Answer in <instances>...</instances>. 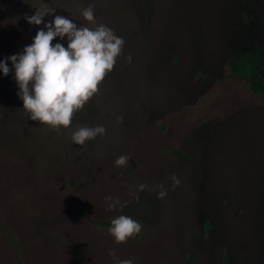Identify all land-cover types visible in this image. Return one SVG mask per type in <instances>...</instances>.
<instances>
[{
	"label": "rangeland",
	"instance_id": "rangeland-1",
	"mask_svg": "<svg viewBox=\"0 0 264 264\" xmlns=\"http://www.w3.org/2000/svg\"><path fill=\"white\" fill-rule=\"evenodd\" d=\"M35 2L0 0V60L43 27L24 19ZM45 2L78 26L94 4L124 55L61 133L31 121L14 71L0 73V264H264V102L227 65L260 48L264 69V0ZM97 125L107 134L71 143ZM118 215L143 226L123 244L108 231Z\"/></svg>",
	"mask_w": 264,
	"mask_h": 264
},
{
	"label": "clouds",
	"instance_id": "clouds-1",
	"mask_svg": "<svg viewBox=\"0 0 264 264\" xmlns=\"http://www.w3.org/2000/svg\"><path fill=\"white\" fill-rule=\"evenodd\" d=\"M30 6L35 9L34 15L25 14L24 19L29 25L43 24V27L22 53L0 60V73L6 77L14 71L19 88L18 98L23 101L24 113L31 121L38 122L46 131L67 132L74 116L84 110L86 104L99 93L100 85L114 70L118 58L124 55L126 42L109 26L97 21L92 3L78 9L85 22L81 26L66 16L55 14L56 9L45 0H36ZM50 16L54 19L44 23L45 18ZM57 38L60 41L66 38L67 47L59 42L53 43ZM125 59L131 63V54ZM122 122L123 117L118 116L117 125ZM106 134L107 129L103 125L78 126L71 132L69 139L75 145L84 146ZM129 159L128 155H121L115 160V166L123 167ZM169 179L173 188L179 186L180 180L175 174ZM158 187L160 191L157 198L164 199L168 191L162 184ZM146 188L147 185L141 184L138 192ZM134 195L138 198V194ZM106 199L112 200V197ZM119 203L116 200L109 204L107 210L113 211ZM142 227L136 219L118 215L111 220L108 231L117 244H123L139 234ZM109 255L115 264H133L131 259H117L115 252Z\"/></svg>",
	"mask_w": 264,
	"mask_h": 264
},
{
	"label": "trees",
	"instance_id": "trees-1",
	"mask_svg": "<svg viewBox=\"0 0 264 264\" xmlns=\"http://www.w3.org/2000/svg\"><path fill=\"white\" fill-rule=\"evenodd\" d=\"M228 69L232 75L246 80L248 90L258 94L264 102V69L260 48L254 49L245 54H229L227 61ZM174 155L183 157L185 154L180 151H172ZM100 225H108L106 221L97 222Z\"/></svg>",
	"mask_w": 264,
	"mask_h": 264
}]
</instances>
